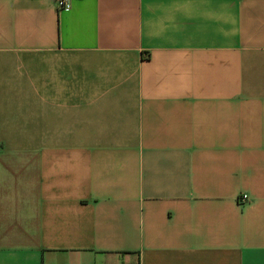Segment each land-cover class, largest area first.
<instances>
[{
	"label": "crops",
	"instance_id": "obj_1",
	"mask_svg": "<svg viewBox=\"0 0 264 264\" xmlns=\"http://www.w3.org/2000/svg\"><path fill=\"white\" fill-rule=\"evenodd\" d=\"M55 1L0 0V264H264V0Z\"/></svg>",
	"mask_w": 264,
	"mask_h": 264
},
{
	"label": "built area",
	"instance_id": "obj_2",
	"mask_svg": "<svg viewBox=\"0 0 264 264\" xmlns=\"http://www.w3.org/2000/svg\"><path fill=\"white\" fill-rule=\"evenodd\" d=\"M55 4H56V8L60 12H67L71 8L70 0H56ZM237 200L241 205H243L249 201V197L243 194V195L238 196Z\"/></svg>",
	"mask_w": 264,
	"mask_h": 264
}]
</instances>
